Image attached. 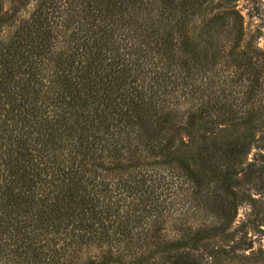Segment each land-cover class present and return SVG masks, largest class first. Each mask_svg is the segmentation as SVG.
<instances>
[{
    "label": "trees",
    "instance_id": "1",
    "mask_svg": "<svg viewBox=\"0 0 264 264\" xmlns=\"http://www.w3.org/2000/svg\"><path fill=\"white\" fill-rule=\"evenodd\" d=\"M189 4L37 0L28 16L4 32L2 24L9 18L0 3V264H78L73 249L95 245L106 248L107 260L90 258L81 264H113V257H129L131 264H139L129 249L142 254L146 238L133 226L145 218L155 220L157 210L151 202L165 210L169 201L164 198L169 167L157 168L160 163L151 158L163 157L190 189L211 180L227 183L224 164L220 158L211 160V155L222 154L229 162L242 151L239 142L207 139L197 131L190 134L189 142L199 145L209 175L194 172L183 154L186 143L159 141L162 122L173 112L163 110L160 94L152 101L153 92L146 90L152 86L143 84L170 79L197 95L210 78L204 74L198 80L202 68L216 62L227 66L213 42L189 30L187 34L183 21L190 15ZM113 26L129 30L118 35ZM201 31L199 35L210 36V30ZM122 43L150 52L142 49L138 57H125ZM148 59L158 70L147 80L142 65ZM247 63L251 76L238 72L233 81L246 86L244 95L251 97L258 87L259 66H254L256 61ZM214 76L211 81L219 87L210 92L211 99L220 102L225 79ZM166 85L164 91L171 90ZM198 106V116L209 115L201 102ZM220 149L224 153H218ZM210 192L212 211L223 218L221 225L213 226L214 236L231 220L233 203ZM192 193L197 196L199 190ZM202 231L193 232L186 244L164 248L162 264H220L237 256L229 245L198 250L195 244ZM154 239L159 240L155 231L149 236ZM257 255L264 259L262 250Z\"/></svg>",
    "mask_w": 264,
    "mask_h": 264
},
{
    "label": "rangeland",
    "instance_id": "2",
    "mask_svg": "<svg viewBox=\"0 0 264 264\" xmlns=\"http://www.w3.org/2000/svg\"><path fill=\"white\" fill-rule=\"evenodd\" d=\"M36 1L0 0L2 11L6 18H9L2 24L4 32L12 31L20 19L28 16ZM188 1L191 3L188 6L190 15L183 21L187 34L190 32V34L198 35L199 39L204 38L213 42L223 54L224 59L220 60L227 63V66H220L219 62H216L217 65L213 67L207 65L206 68H202L203 73H199L198 80H200V75L204 74L210 75V78L202 84L203 88L200 94L195 95L183 85L171 83L170 79L169 82L162 81L160 84L148 80V75L151 76V73L153 74L158 69L152 64L153 61L149 59V62L145 61L142 67L146 72L144 74L148 82H143V84L148 87L144 88H149L151 85L152 87L146 90L153 92L152 101H155L156 96L160 94L161 101L163 100L161 102V105L164 106L163 110L173 112L169 121L162 122L160 132L163 135L159 141L161 140L162 144L174 142L175 145L181 141L186 143L188 148H185L183 154L186 153L191 169L198 174L204 170L205 177L209 175L206 168L207 163L200 157L199 145L196 147L195 144L189 142L190 134L197 131L207 139L238 141L242 146V151L239 155L229 157L231 158L229 162L221 159L222 154L221 156L219 154L211 155V160L218 161L220 158V164H224L222 169L227 172V183L223 182L222 176L219 175L218 177L221 179L219 182L211 180L206 182V185H202V188L191 189L188 188L190 186L186 179L184 181V178H176V175H180L178 169L166 165L163 157L151 158L150 161L160 163L157 168L169 167V188L164 189V194L166 191L164 198L169 201L164 204L165 210L156 206L158 204L156 201L151 202L152 204L148 203L155 206L157 212H154L153 215L157 214L156 218L155 220H152L151 217L145 218L134 224L133 230L145 234L144 238L146 239L142 254H139V251H135L134 248L129 249V252H134L131 258L134 261L139 260V264H162L165 258L164 248L186 244L187 238L193 237V232L203 229L204 232L199 233V240L195 244L198 250L203 252L216 246L229 245L237 255L235 258L221 260L220 264H264V259L257 255L259 250L264 252V0ZM222 22L225 25H222ZM202 29L204 32L210 30L211 33H208L210 36L199 35L202 33ZM128 30L127 27L120 29V27L114 28L113 26V31H116L118 35ZM116 33L114 32L113 38L117 36ZM122 44L123 47L120 49L125 57L133 54L138 57L141 55L140 50L142 49L145 50L144 54L150 52L149 49L142 48L141 45L135 44L136 47L133 48L129 44ZM134 49L136 53L133 52ZM236 52L240 54L236 55ZM140 59H143V56ZM145 59L147 58L145 57ZM248 61H256L257 63L254 64L257 66L256 69L259 66L258 87L253 89L255 93L251 97L244 95L248 90L246 86L241 87L233 81L237 78L238 72L242 73L244 77L251 76L248 73L250 69ZM207 68L210 69L206 70ZM212 75H215L214 77L219 80L225 79V84L220 86V88H225V91L220 93L225 97L220 102L211 99L210 92L219 87L218 83L214 84L213 80L212 84ZM246 82L241 84H246ZM164 83H167L168 89L171 86V90L164 91L162 86ZM163 92H168V94H162ZM199 102L210 111L208 116H198L200 113V106L197 107ZM220 105L224 112L231 111V114L217 115L216 113L223 112L221 109L219 111ZM207 139L204 141L208 142ZM156 151L161 152L159 149ZM218 153L224 152L220 149ZM143 154L146 155L145 152ZM145 162L143 161V163ZM158 171L160 172L159 169ZM225 189L227 192H224ZM192 190H199V194L192 197ZM210 191L219 193L220 197L224 195V198L233 203L231 205V220L225 224L224 232L214 236L210 234H213L215 226L221 225L223 218H221L222 216L218 217L212 211L214 202H208ZM154 231L159 236V240L154 239L153 242L149 240V236ZM105 249L96 245L76 247L73 249L72 256L77 258L78 264L85 263L90 258L104 261L108 258L107 254L103 252ZM148 256L153 259L147 261ZM128 258L113 257L111 262L118 264L125 260L127 264H131Z\"/></svg>",
    "mask_w": 264,
    "mask_h": 264
}]
</instances>
